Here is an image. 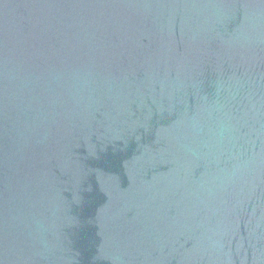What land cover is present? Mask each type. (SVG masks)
<instances>
[{"label":"water","instance_id":"water-1","mask_svg":"<svg viewBox=\"0 0 264 264\" xmlns=\"http://www.w3.org/2000/svg\"><path fill=\"white\" fill-rule=\"evenodd\" d=\"M0 264H264V0H0Z\"/></svg>","mask_w":264,"mask_h":264}]
</instances>
